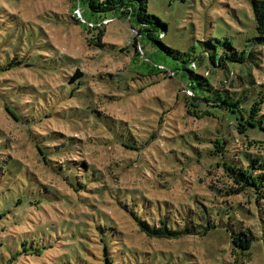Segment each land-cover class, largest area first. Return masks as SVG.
I'll return each mask as SVG.
<instances>
[{"label": "rangeland", "instance_id": "rangeland-1", "mask_svg": "<svg viewBox=\"0 0 264 264\" xmlns=\"http://www.w3.org/2000/svg\"><path fill=\"white\" fill-rule=\"evenodd\" d=\"M91 3L0 0V264H264V179L247 176L264 132L203 102L264 114L251 0H146L168 53L134 7Z\"/></svg>", "mask_w": 264, "mask_h": 264}, {"label": "trees", "instance_id": "trees-1", "mask_svg": "<svg viewBox=\"0 0 264 264\" xmlns=\"http://www.w3.org/2000/svg\"><path fill=\"white\" fill-rule=\"evenodd\" d=\"M93 6L90 8L97 12H104L109 10L111 7H116L120 5L124 6H132L134 7L135 15L134 17L137 19L136 21L138 23H144L146 26L140 30V33L143 32L147 39H149L152 42L157 43L160 45L166 53L171 51L170 48L166 47L164 44H162L159 40L161 39L163 28H165L164 23H162L157 17L154 15H151L147 11L146 7V0H92ZM251 9H252V15L254 20V29L256 36L253 38V41L255 44L260 45L261 47H264V0H251ZM138 33V32H137ZM100 36V34H99ZM133 45L135 46V43L137 42L136 38H133ZM245 51H237L233 48L231 49V54L223 53L220 58L222 59L225 57L228 60H234V59H242L245 56ZM217 53H215L216 55ZM187 64H193L192 62H186ZM12 66L14 63H10ZM15 65V64H14ZM11 67V66H10ZM187 67L184 65L183 70H186ZM76 77V80L81 79L83 77V73L80 70H76L74 73V78ZM198 77V76H196ZM73 80V79H72ZM73 80L72 82L76 81ZM197 82V81H196ZM196 85H199V82L196 83ZM189 89L193 90V85L189 86ZM204 103H213L212 105L215 106V104H218L219 106L226 107L231 112H237L239 114L238 118V124L244 120L245 124L249 125V129H256L255 131H262L264 132V114L258 113V109H256V105L258 102H253L248 107H241V101L239 98L235 99L234 101H229L227 98H222L214 100L213 102H210L208 99H203ZM260 111H262L260 109ZM248 122H251L248 123ZM243 127V124L240 125ZM246 129V128H245ZM248 155V153L246 154ZM244 160H246V157H244ZM248 161V160H247ZM249 162V161H248ZM255 166L251 167L250 169L252 171H248L247 168V176L250 181L257 180L259 182V179H264V159L261 161H252ZM256 162V163H255ZM260 162V163H257ZM259 184V183H258ZM262 185H257L259 193H264L261 190ZM252 187L257 188L255 185H252ZM254 193H256V190H252ZM258 193V194H259ZM261 199H264L262 196ZM138 226L141 228V232L146 234L148 237H156V238H177L180 236V231H174L171 229H168L166 224L163 222H160L159 227H155L153 225H149L145 220H137ZM215 225H212L211 222L207 224L206 227H202L200 224H196V233H202L205 234L208 230L214 228ZM238 229L240 232H238ZM236 229L237 231L234 232V235H231V243L239 250L241 251H249L251 248L252 238L248 234L247 229L242 227ZM205 232V233H204ZM104 263L103 264H113L112 260H110L107 256V252H104Z\"/></svg>", "mask_w": 264, "mask_h": 264}]
</instances>
